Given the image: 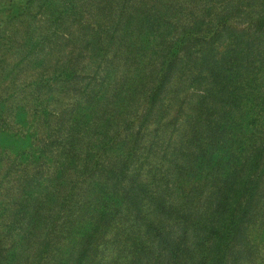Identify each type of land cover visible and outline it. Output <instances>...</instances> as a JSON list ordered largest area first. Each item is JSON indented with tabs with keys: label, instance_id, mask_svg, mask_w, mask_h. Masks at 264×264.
<instances>
[{
	"label": "trees",
	"instance_id": "obj_1",
	"mask_svg": "<svg viewBox=\"0 0 264 264\" xmlns=\"http://www.w3.org/2000/svg\"><path fill=\"white\" fill-rule=\"evenodd\" d=\"M46 10L50 34L35 25L15 42L32 45L31 96L0 104L4 262L33 236L24 264H246L264 251V0Z\"/></svg>",
	"mask_w": 264,
	"mask_h": 264
},
{
	"label": "rangeland",
	"instance_id": "obj_2",
	"mask_svg": "<svg viewBox=\"0 0 264 264\" xmlns=\"http://www.w3.org/2000/svg\"><path fill=\"white\" fill-rule=\"evenodd\" d=\"M52 0H40L38 2L36 0V3H34L33 6H31L32 0H0V34L1 35H12L13 40L5 45H0V104L2 102L7 103V105H14L15 102L20 101L22 97L27 98L31 96V89L32 84L35 79V73L33 67V62L35 57L30 56V54L26 57V62H20L22 55H25L28 53L27 51L32 47V45H26L21 48L19 43H15L18 39L19 35H24L29 33L30 31L35 30V25H39L41 29L44 28V31H40L43 33L42 35L50 34V29L48 26V23L46 22V19L48 17L47 14V4ZM54 1V0H53ZM57 1V0H56ZM35 2V1H34ZM44 9V12L41 13V10H39V6ZM27 7L26 9V17L24 20L26 23H30L32 25L31 27H26L25 24L19 23L18 20H15L16 15L18 13L17 8H20V12L23 10V7ZM37 15V16H35ZM52 30V29H51ZM60 30L66 32V28L62 27ZM6 32V33H5ZM48 43V41H47ZM46 41H44L41 45V47H45ZM68 47H73V44H68ZM24 52V53H23ZM23 53V54H22ZM33 57V58H32ZM33 60H32V59ZM31 59V60H30ZM31 62V63H30ZM20 64L19 67H14L16 64ZM17 74V75H16ZM24 89V90H23ZM188 108V107H187ZM185 121V115L181 117V119L178 120L176 127L180 130L183 127H186V123L183 124ZM155 127L154 124H152L151 128ZM1 143V141H0ZM1 148H0V233L3 231L4 223L7 221L4 217L3 207L2 205V199L5 198V192L6 188H9L10 182H11V174L8 173V163L3 166L1 161ZM17 179V178H16ZM15 179V181H16ZM17 209V207H16ZM5 210V209H4ZM8 216L10 214H7ZM13 217V216H11ZM32 218V215H31ZM13 221V219H12ZM25 221V220H24ZM40 221V220H39ZM19 223L22 222V220L18 221ZM28 222V223H27ZM24 223V222H23ZM25 223L29 224L31 223L29 220L25 221ZM18 226V224H16ZM255 226L252 227V232H255L254 229ZM259 232V239L258 243H256V249L258 247H261L260 241L264 238V224H260L259 228L257 229ZM255 238V235H253ZM3 238L0 240L2 241ZM37 238L35 236L32 237V244H28L24 247V249L21 250V252L18 254V262H12L15 259L16 256L13 254H10V252H4L8 256L5 258L11 259L12 264H24L25 259L27 257H35L36 253H34L33 247L31 245H35L37 242ZM38 243V242H37ZM255 243V242H253ZM264 244V243H262ZM264 247V245H263ZM113 246L110 247V253L107 254V258H113ZM10 251V248L8 249ZM4 256H0V264H8L7 262H4ZM17 260V258H16ZM246 264H264V251L258 250L254 252V255H252L248 260H246Z\"/></svg>",
	"mask_w": 264,
	"mask_h": 264
}]
</instances>
